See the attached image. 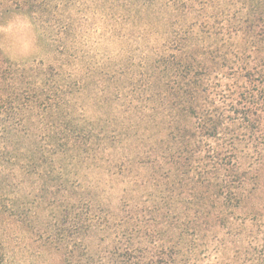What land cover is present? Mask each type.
<instances>
[{
	"label": "trees",
	"instance_id": "1",
	"mask_svg": "<svg viewBox=\"0 0 264 264\" xmlns=\"http://www.w3.org/2000/svg\"><path fill=\"white\" fill-rule=\"evenodd\" d=\"M159 1H117L121 35L134 14L135 44L112 64L73 65L74 42L57 35L72 25L43 15L33 19L56 60L0 65L20 171L52 195L39 252L56 250L59 264H264L262 230L234 217L255 177L240 160L264 155V0L213 3L210 20L205 2ZM144 6L154 20H139Z\"/></svg>",
	"mask_w": 264,
	"mask_h": 264
},
{
	"label": "rangeland",
	"instance_id": "2",
	"mask_svg": "<svg viewBox=\"0 0 264 264\" xmlns=\"http://www.w3.org/2000/svg\"><path fill=\"white\" fill-rule=\"evenodd\" d=\"M13 1L25 5H22V8L14 7ZM117 1L32 0L35 9H32L30 13L24 0H4V3L0 4V65L2 71L8 70L7 66L12 65L18 73V65H29L33 60L37 62L42 60L49 64L56 60L59 54L56 49L57 43L50 38V33L33 19V16L43 15L49 17L48 24L52 26L58 24L60 20H65L66 23L72 25V29L58 32L57 35H68L74 42L76 58L72 59L73 65L82 66L86 63L100 62V68H102L107 65L105 61L112 64L116 56L123 54L120 52L121 48L133 50L135 44L131 35V17H134V14L127 12L130 16L122 22L125 27L123 28L124 34L121 35L120 23L114 16L118 9ZM152 1L160 2L159 0ZM180 1L186 2L187 0ZM227 1L229 0H193L197 4L201 2L208 4L207 12L203 13V17L208 18L207 20H210L209 13L215 11L213 5L216 2ZM45 5H49V11L47 8L43 9ZM122 10L126 11L127 8ZM156 14L158 13L147 11L144 6L139 14V20L144 21L149 18L154 20ZM48 30L50 31L49 28ZM54 30L59 31L58 27ZM5 87H7L6 83L0 81V244L4 251L2 264H59L60 255L56 250L45 247L46 249L43 248L39 252L37 246L38 233L43 230V226L39 223L52 215L53 206L50 203L52 195L49 192L50 196L47 193L46 196L41 197L43 191L40 190L39 184L43 178L37 173L32 174V179L33 177L35 179L32 180L33 182L23 178L19 163H26L24 160H27L22 149L24 146L17 143L18 137L7 135V121L1 119L4 115L6 117V111L14 110L10 108L11 99L9 102L5 101L8 93V87L6 92ZM12 105L18 107V102H13ZM95 110L99 113L103 112L102 109ZM261 131L264 132V126ZM32 134V140L37 142L40 134L35 132V129ZM25 144H30L27 139ZM260 151L264 154L263 150ZM240 161L246 166L256 163L253 167L255 170H249L255 177L254 181L249 183L241 205L234 210V217L237 224L243 220L246 223L255 224L262 230L263 235L264 155L258 160H253V157L247 155ZM38 170L41 171V168L38 167ZM45 178L49 180L47 175ZM20 182L23 183L20 184ZM112 185L110 196L115 198L119 193L120 184L112 183ZM34 195H36L35 200ZM22 200H29L27 209L22 206L18 207L20 205L18 203ZM33 211L37 215L33 214ZM21 217L24 222L20 220ZM31 228L33 232L30 231ZM228 254L231 253H226L225 256Z\"/></svg>",
	"mask_w": 264,
	"mask_h": 264
}]
</instances>
